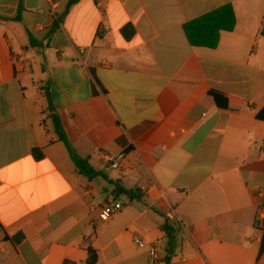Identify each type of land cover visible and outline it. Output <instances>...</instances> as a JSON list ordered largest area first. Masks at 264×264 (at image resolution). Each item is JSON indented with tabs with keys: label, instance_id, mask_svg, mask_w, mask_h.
Returning <instances> with one entry per match:
<instances>
[{
	"label": "crops",
	"instance_id": "0c3cea01",
	"mask_svg": "<svg viewBox=\"0 0 264 264\" xmlns=\"http://www.w3.org/2000/svg\"><path fill=\"white\" fill-rule=\"evenodd\" d=\"M69 1L22 0L15 21L0 0V264H149L136 238L165 264L167 223L170 264H264V0H81L58 24ZM225 6L234 31L192 46L185 26Z\"/></svg>",
	"mask_w": 264,
	"mask_h": 264
},
{
	"label": "trees",
	"instance_id": "16d2710c",
	"mask_svg": "<svg viewBox=\"0 0 264 264\" xmlns=\"http://www.w3.org/2000/svg\"><path fill=\"white\" fill-rule=\"evenodd\" d=\"M81 0H70L67 3L66 9L63 14L59 17L58 24H62L67 16L69 15L71 9L77 5ZM23 11L22 0L19 7L18 15L13 18L15 21H21V13ZM236 26V17L232 6H225L217 11L207 14L185 26V33L188 38L189 43L194 47L210 48L215 49L218 45L219 36L222 31L233 32ZM124 35L127 39H130L134 35V31L131 27L124 29ZM264 35V28H263ZM211 96L215 99L217 105L222 108H232L238 110L240 108V102L227 97L219 92L211 91ZM49 110H52V106L49 100ZM55 129L60 137V140L65 144L70 154L71 159L76 165L77 170L83 175H95L94 171L89 167L85 160H82L73 150L69 141L63 132V127L57 116H53ZM34 156L37 160L43 158V154L40 150L35 149L33 151ZM131 194V193H130ZM163 230L166 234V258L165 264H170L172 257L175 255V247L177 244L178 230L168 223L164 225ZM89 260L86 264H97L98 254L93 248L89 249ZM264 254V227L262 228V238L259 256Z\"/></svg>",
	"mask_w": 264,
	"mask_h": 264
},
{
	"label": "built area",
	"instance_id": "2783aa9c",
	"mask_svg": "<svg viewBox=\"0 0 264 264\" xmlns=\"http://www.w3.org/2000/svg\"><path fill=\"white\" fill-rule=\"evenodd\" d=\"M127 161V153L122 152L118 154L117 156L111 158L109 160V166L111 169L116 171H121ZM126 207L125 203L120 202H112L108 204L101 212L100 219L103 222H107L111 220L115 215L119 214L121 211H123ZM175 212H170L167 217L169 220H175ZM135 244L138 248H149V264H158L159 263V252L158 248L154 245H150L146 240L141 238L135 239Z\"/></svg>",
	"mask_w": 264,
	"mask_h": 264
}]
</instances>
